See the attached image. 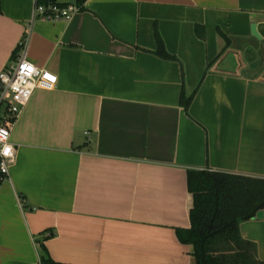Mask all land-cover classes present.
<instances>
[{"label":"crops","instance_id":"obj_1","mask_svg":"<svg viewBox=\"0 0 264 264\" xmlns=\"http://www.w3.org/2000/svg\"><path fill=\"white\" fill-rule=\"evenodd\" d=\"M33 13L34 0H0V72L31 27L28 61L58 78L12 130L0 264H41L42 244L54 264H195L178 238L191 227L188 172L264 180V0H87L54 22ZM158 35L175 60L157 54ZM240 230L264 262V218Z\"/></svg>","mask_w":264,"mask_h":264},{"label":"trees","instance_id":"obj_2","mask_svg":"<svg viewBox=\"0 0 264 264\" xmlns=\"http://www.w3.org/2000/svg\"><path fill=\"white\" fill-rule=\"evenodd\" d=\"M87 0H40L42 4L65 6L76 4L83 9ZM199 30V29H198ZM157 54L170 56L161 37L157 36ZM20 51L18 46L14 58ZM194 95L182 93L180 103L189 112ZM188 188L193 196L191 227L179 230L181 243L192 247L195 264H264L257 257L256 245L243 239V222L264 212V180L208 170L188 172ZM41 264H54L45 245L40 246Z\"/></svg>","mask_w":264,"mask_h":264},{"label":"built area","instance_id":"obj_3","mask_svg":"<svg viewBox=\"0 0 264 264\" xmlns=\"http://www.w3.org/2000/svg\"><path fill=\"white\" fill-rule=\"evenodd\" d=\"M81 8L76 4L60 6L34 0L33 20L70 21ZM31 27L20 41L16 61L0 72V187L10 181L11 168L17 160L12 130L38 89L52 90L58 78L47 69L39 68L26 57Z\"/></svg>","mask_w":264,"mask_h":264},{"label":"water","instance_id":"obj_4","mask_svg":"<svg viewBox=\"0 0 264 264\" xmlns=\"http://www.w3.org/2000/svg\"><path fill=\"white\" fill-rule=\"evenodd\" d=\"M251 33H252V36L254 38H256L257 40H260L262 41V36L260 35V33L258 32L257 30V25L256 24H253L252 27H251ZM257 218L258 219H262L264 218V212L263 211H260L257 215Z\"/></svg>","mask_w":264,"mask_h":264}]
</instances>
